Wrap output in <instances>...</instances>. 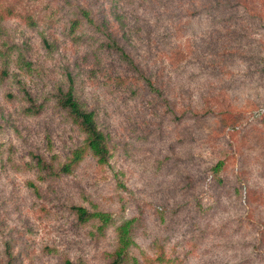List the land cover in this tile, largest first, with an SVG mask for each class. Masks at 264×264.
<instances>
[{
    "label": "rangeland",
    "instance_id": "1",
    "mask_svg": "<svg viewBox=\"0 0 264 264\" xmlns=\"http://www.w3.org/2000/svg\"><path fill=\"white\" fill-rule=\"evenodd\" d=\"M245 2L228 36L202 0H0V264H110L127 220L126 264H264V0Z\"/></svg>",
    "mask_w": 264,
    "mask_h": 264
},
{
    "label": "trees",
    "instance_id": "2",
    "mask_svg": "<svg viewBox=\"0 0 264 264\" xmlns=\"http://www.w3.org/2000/svg\"><path fill=\"white\" fill-rule=\"evenodd\" d=\"M202 3H206L203 6L205 12H208L209 10L212 11H210V13L208 12L211 20L213 21L211 27H209L211 33L220 32L221 35V29L223 28L222 31H224L225 34L228 36L232 35V33L237 29L238 23H240L237 22V20L233 21V16L240 17L234 14L233 9L236 7H241L245 10L247 8L245 0H202ZM190 5L195 7V1L190 3ZM217 12L219 13L220 18L217 17V14H215ZM242 15H244V12L242 13ZM218 24H222V28L219 27ZM245 28L246 27L244 26L243 30H245ZM112 44H115L116 47L120 49L123 56H128L123 46L118 44L116 41H114ZM57 101L61 106H63L67 110L68 114L74 119V121L78 124L79 128L84 133L86 148L94 156H96L98 161L106 162L109 156V147L104 132L98 126L95 111L91 108H87L86 106H84L83 102L75 94L71 86L64 90H59V93L57 95ZM78 157L79 153L77 149L71 159L68 162L62 164L61 168L68 170L70 168L71 162L75 161ZM41 161L42 159L40 158V162ZM74 208L77 212V215L81 219H86L88 215H96L95 212H89L87 208L82 205H74ZM129 224L130 221L127 220L117 227L119 243L116 249L111 253L110 264H126L124 262V259L127 252V245L129 242V236L127 234L129 231Z\"/></svg>",
    "mask_w": 264,
    "mask_h": 264
}]
</instances>
